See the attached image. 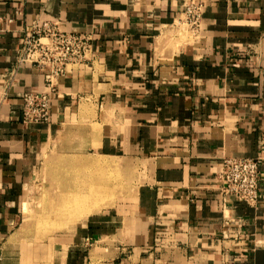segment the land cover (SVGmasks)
Segmentation results:
<instances>
[{"label":"crops","instance_id":"1","mask_svg":"<svg viewBox=\"0 0 264 264\" xmlns=\"http://www.w3.org/2000/svg\"><path fill=\"white\" fill-rule=\"evenodd\" d=\"M190 1L200 26L179 34ZM43 22L92 52L57 79L49 123L23 125L20 96L43 79L1 76ZM47 153L128 162L142 181L34 240L16 221ZM256 157L258 204L224 200L222 160ZM0 264H264V0H0Z\"/></svg>","mask_w":264,"mask_h":264},{"label":"rangeland","instance_id":"2","mask_svg":"<svg viewBox=\"0 0 264 264\" xmlns=\"http://www.w3.org/2000/svg\"><path fill=\"white\" fill-rule=\"evenodd\" d=\"M178 30L179 34L184 31ZM85 160L94 164L86 166ZM38 163L20 200L21 215L16 221L29 227L34 240L64 231L100 207L111 206L142 181L128 162L47 153ZM88 206L92 210L87 211Z\"/></svg>","mask_w":264,"mask_h":264},{"label":"built area","instance_id":"3","mask_svg":"<svg viewBox=\"0 0 264 264\" xmlns=\"http://www.w3.org/2000/svg\"><path fill=\"white\" fill-rule=\"evenodd\" d=\"M202 4L190 1L181 12L174 27L194 35L200 26ZM92 52L89 36L63 33L55 24L43 22L25 32L17 53L15 66L1 78L11 81L20 68L28 65L41 75L44 92H23L20 96L19 120L23 125H46L50 121V95L57 79L71 67L87 65ZM261 159L225 158L217 177L224 200L244 203L254 207L258 204V182Z\"/></svg>","mask_w":264,"mask_h":264},{"label":"bare ground","instance_id":"4","mask_svg":"<svg viewBox=\"0 0 264 264\" xmlns=\"http://www.w3.org/2000/svg\"><path fill=\"white\" fill-rule=\"evenodd\" d=\"M106 164H108V163H106ZM106 164H105V165H106ZM106 166H107V165H106ZM103 167H104V166H103ZM106 169H108V168L106 167ZM109 169H110V168H109ZM114 169H115V168H114ZM66 193H67V192H66ZM73 194H74V191H73L72 195H73ZM68 195H69V194H68ZM75 195H77V194H75ZM94 195H95V194H93V196H94ZM65 196H67V195H65ZM65 196H64V197H65ZM91 196H92V195H91ZM96 196H97V195H96ZM96 196H94V197H96ZM75 197H76V196H75ZM94 197H93V199H94ZM97 197H98V196H97ZM62 198H63V194H62ZM62 198H61V199H62ZM76 198H77V197H76ZM72 199H73V198H72ZM92 208H93V206H91V207L88 206L87 211L92 210Z\"/></svg>","mask_w":264,"mask_h":264}]
</instances>
